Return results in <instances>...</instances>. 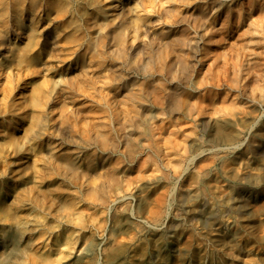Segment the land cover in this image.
<instances>
[{
  "label": "clouds",
  "instance_id": "obj_1",
  "mask_svg": "<svg viewBox=\"0 0 264 264\" xmlns=\"http://www.w3.org/2000/svg\"><path fill=\"white\" fill-rule=\"evenodd\" d=\"M167 2L191 6L206 0ZM4 3L0 0V6ZM253 7L261 9L264 0H255ZM210 19L201 21L202 35L193 41L198 46L212 43L207 38L221 31L210 24ZM193 51L177 53L178 63L171 57L164 66L154 62L152 71L146 74L143 68L147 60L137 57L136 49H132L135 59L126 57L122 67L141 69L143 82L136 85L141 102L122 114L123 122L114 123L112 115L103 112L96 125L105 130L103 135L89 138L77 129L80 139L76 145L69 147L60 141V149L71 154L55 157L54 148L53 157L61 166L54 165L47 177L59 178L56 183L63 185L61 190L70 193L67 199L75 198L74 207L84 202L85 194L92 196L96 222L88 223L85 215L76 225L60 208L57 228L47 229L43 242L36 239L37 230L26 226L19 235L9 231L0 240V253L15 249L12 264H50L62 244L67 245L64 259L71 264H240L250 255L246 252L249 246L264 248V220L252 218L253 210L264 204V73L239 65L226 71V61L218 73L204 76L199 53ZM38 71L52 86L41 101L45 119L41 122L33 118V127L22 133L20 152L30 150L41 134L59 135L48 132L56 121L51 120L55 113L47 109L56 89L67 90L63 86L71 84L82 68L44 64ZM92 71L88 68L85 75ZM256 75L259 79L254 83ZM130 83L131 78L120 80L109 74L103 87L116 85L111 87V98L118 101ZM156 90L167 97L162 108L153 102ZM107 98L105 93L101 107ZM222 98L230 102L232 110L217 115ZM67 111L60 118L61 127ZM160 112L166 123L157 115ZM178 118L185 128H173L170 135L176 143L169 140L168 151L163 140ZM37 125H41L40 133L35 132ZM138 168L140 178H136ZM10 179L7 173H0L6 194ZM157 194L159 199L153 204ZM61 225L71 227L60 231ZM53 232H58L59 241ZM65 232L71 233L67 241H63ZM85 238L87 243H83ZM5 244L9 245L7 249ZM141 250L144 255L137 261L133 257ZM248 264L264 261L250 259Z\"/></svg>",
  "mask_w": 264,
  "mask_h": 264
},
{
  "label": "bare ground",
  "instance_id": "obj_2",
  "mask_svg": "<svg viewBox=\"0 0 264 264\" xmlns=\"http://www.w3.org/2000/svg\"><path fill=\"white\" fill-rule=\"evenodd\" d=\"M167 4V8L163 6L155 13H151L149 11L151 5L147 4V0H137L139 8L137 10L138 13L135 15H131L128 8L116 9L115 6L110 7L104 14L90 8L84 10L80 19V26L78 25L84 31V36L78 42L77 49L75 52H72L70 59L65 64H62L64 68H67L69 65H72L73 68L81 66L82 71L77 77L72 78L73 82L71 84L63 86L67 90L61 92L59 88L56 89V97L47 109V111L55 113L51 117V120L56 121L55 124H50L48 132H56L59 135L41 134L32 142L30 150L20 152L19 147L23 140V136L20 134L18 137L19 141H16V146L8 160L3 165H0V173H7L11 177L8 181L7 194L3 187V181L0 180V240H4L6 238L5 235L9 231L17 235L24 233L25 226L29 230H37L36 239L39 240L46 234L47 229L57 228V212L60 208H63L66 218L72 219L73 213H77L76 207L73 204L75 198L72 200L67 199L70 193L61 190L63 185L56 183V179L59 178H47L48 173L54 165L57 167L61 166L60 160L53 157L54 148L56 152L58 151L55 153V157L71 154L69 151L61 150L59 142L63 141L65 145L71 147L76 145L80 139L77 131L72 133L68 139L61 136V128L65 126L71 127L69 126L71 124H69L68 113H66L65 123L61 127L60 118L62 115H65V109L71 104L77 106V111H74L76 122L73 126L78 125L79 128L77 129L80 130V133H87L89 138L103 135L105 130L96 127L97 123L100 122L103 112L106 111L111 114L114 123L115 121L123 122L124 116L122 114L129 107H135L141 102L140 91L136 87L137 84L143 82V77L139 74L141 69L129 68L125 70V67H122V64H126V57L130 58V61L135 59V53L132 52L133 48L136 49L137 57L144 56L147 60L143 68L144 73L147 74L152 71L154 62L164 66V62L171 57L178 63L180 58L177 53L194 50V39L190 37L192 31L190 32V30L187 31L186 29L178 31V27H176L183 19H191L189 25L192 26L191 30L195 31V38L196 35L201 33L199 31L202 28L201 21L208 19L210 15H214V20L218 21L219 29L224 34L228 33L230 35L234 23L237 22L238 25V0H234V3L229 4H223L221 0H206L205 3L191 6H184L178 2H167ZM43 7H45V4L43 5L37 1L30 6L24 17L25 22L19 23L15 28L9 30L12 40L22 42L29 34L34 32L32 29L34 23L33 16L36 14L35 12H38ZM193 8L195 9L194 11L192 10ZM155 19L158 22L167 19L168 25L160 27V31L153 33V36H151L149 28L156 22ZM226 25L227 28H225ZM165 35L170 36L165 37ZM247 35L245 33V36ZM142 36L147 38V42L137 44V41ZM217 37H219V34L215 32L207 39L213 41ZM236 37L238 38V35ZM236 37L230 47L220 54L210 52L207 44H205L204 57L210 56L212 60L210 59V65L202 63L205 68L204 76H209L213 72L218 73L221 68H225L226 61L229 62L226 71H230L236 67L238 59V39ZM59 40L60 36L53 28L47 27L43 31L40 45L42 52H40L38 59L40 61L39 68L44 64L56 65V62L59 60V53L64 47ZM2 45H0V56L8 60L11 52L8 48L2 47ZM152 45H158L156 52H149L148 54L141 52L145 46L153 47ZM20 53L17 52L18 55ZM195 53L194 50L193 54ZM49 57L52 59H49ZM199 62L201 63V61ZM15 64L18 65V60L13 59L12 65H9L8 68H11ZM172 67H175V65ZM88 68H92L94 71L85 75V71ZM253 68L261 71V68L257 65H254ZM38 74L40 76L43 75L42 73ZM109 74L119 77L120 80L125 79L128 81L131 78V83L129 84V90L118 101H113L111 98V87L116 85L109 86L107 102L101 107L100 102L104 99L105 93L103 88L105 87L98 84L100 81H105V78ZM153 88H155L154 85ZM37 91L43 92L41 89ZM156 91L157 93L152 94L153 102L157 107L162 108L163 98L167 99V97H163L164 93L160 92V90ZM20 102L23 104V101ZM41 106L29 110L28 118L32 123L24 133L33 127L34 117H37L41 122L44 121L45 118L42 115ZM223 107V105L219 106L217 115L220 112L224 113ZM173 111H178V109H173ZM157 115L162 118L163 122H167L163 112ZM1 122L2 120H0V134L5 130ZM89 122H91V128L89 127ZM176 127L184 129L185 124L182 122L177 125L175 122H172V126L167 129L169 136L163 140V144L168 151H171L169 140L176 143V138L170 135L173 128ZM40 129L41 125H37L35 132L40 133ZM64 131L66 130H63V133ZM163 134L164 129L162 128L160 135L163 136ZM63 166L67 168L66 164ZM141 167H143V162H141ZM141 175L140 168H138L136 178H140ZM144 175L145 177L147 176V174ZM85 195L86 199L83 202L82 212L90 210L93 213H97L90 202L93 197L88 194ZM61 197H65V199L61 200ZM158 199L159 194L156 202ZM58 205L60 207H57ZM77 210L79 211L80 208ZM44 213L49 214L45 215ZM72 220L74 221V219ZM41 224H43V228L39 227ZM69 226L71 225H61L59 230L62 231L64 227ZM52 235L59 241L58 232H53ZM66 235H68V232L64 233L63 238ZM14 244L15 238H13ZM8 247L9 245L5 244V248L7 249ZM15 254V249L0 253V264H12ZM53 261V257H51L50 264H53Z\"/></svg>",
  "mask_w": 264,
  "mask_h": 264
},
{
  "label": "rangeland",
  "instance_id": "obj_3",
  "mask_svg": "<svg viewBox=\"0 0 264 264\" xmlns=\"http://www.w3.org/2000/svg\"><path fill=\"white\" fill-rule=\"evenodd\" d=\"M36 1L43 5L45 4V7L40 8L38 12H35L36 14L34 13L35 17L33 16L34 23L32 25L34 32L29 34L22 42L12 40L9 30L15 28L17 24L25 22L24 17L26 12ZM254 3L255 0H238V25L237 22L234 23L230 35L228 33L224 34L221 31L216 32L219 34V37L217 39L214 38L212 43L207 44V47L210 52L220 54L230 47L238 35V38L236 37L238 39V59L236 66L239 65L243 68L257 70L253 68L254 65H257L261 68L259 72L264 73V67H260L264 65V7L256 10L253 7ZM147 4L151 5L149 9L151 13H155L163 6L168 7L166 0H147ZM114 6L116 9L128 8L131 15L137 14L139 8L137 0H5V3L0 6V45L3 44L2 47L8 48L11 52L8 60L0 56V120H2V127L5 129L0 134V165H3L8 160L16 146V141H19V135L24 133L31 125L32 121L28 118L29 110L42 105V99L45 98V94L51 88V85L46 83L44 76L38 74L40 73L38 71L40 61L38 59L40 52H42L40 45L43 31L47 27H51L58 33L60 36L59 41L64 47L59 53V60L56 62V65L65 64L70 59L72 52H75L77 49L76 46L80 39L84 36V31L79 27L84 10L90 8L97 10L98 13L104 14L110 7ZM179 8L182 9L181 6ZM213 16L210 15V24L219 29L218 21L214 20L215 18ZM155 20L156 22L149 28L151 36H153V33L159 32L160 27L168 25L167 19L165 21L160 20V22L157 19ZM190 20V18L183 19L176 27H178V31L182 29L192 31L193 34L191 33L190 37L195 40L199 35H202V31L195 38V31L191 30L192 26L189 25ZM245 33L248 35L245 36ZM169 36L165 35V37ZM143 42H147L145 36H142L137 41V44ZM152 46H145L146 48L144 47L141 52L145 54L156 52L158 45ZM193 48L196 53H199V61L201 63L206 65L211 64L212 58L210 56L204 57L205 44L198 46L193 42ZM201 48L203 51H201ZM17 52L21 53L18 55ZM13 59L18 60V65L15 64L11 68H8L9 65H12ZM258 79V75L254 76V83ZM104 82V80L100 81L98 85L103 86ZM105 88H103L104 93H108L110 87ZM38 89H41L44 93L38 92ZM20 101H23V104ZM220 105L224 106L222 109L225 114L232 110L230 102H227L223 98L220 101ZM67 110L69 124H71L69 126L71 127L65 126L61 128L60 134L68 139L79 127L78 125L73 126L76 122L74 111H77V106L71 104ZM182 122L179 118L175 121L177 125ZM63 130L66 131L63 133ZM157 196L153 197V204L156 203ZM83 205L81 203L79 207H76L77 213L71 216L74 219V224L80 225L83 222L82 217L85 215L88 216V223H95L94 217L97 213H93L90 210L82 212ZM79 208L80 210L78 211L77 209ZM253 212L254 216L252 218L264 220V204L254 209ZM261 231L264 232V224L261 225ZM70 235L71 233L68 232V235L63 238V241H67ZM90 235L91 233H89ZM44 236L38 241L43 242ZM120 239L123 240L124 237L121 236ZM83 243H87V238H85ZM79 246L83 247V244ZM66 248L67 245L62 244L60 248L56 249L53 264H71L63 256V251ZM246 252L250 253V255L243 258L240 264H248L250 259L264 261V248L257 247L253 244L246 249ZM143 255V250H141L133 258L140 261Z\"/></svg>",
  "mask_w": 264,
  "mask_h": 264
}]
</instances>
